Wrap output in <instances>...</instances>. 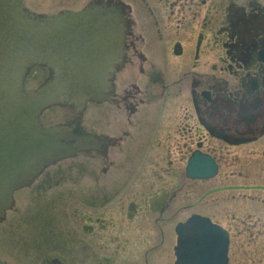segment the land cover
<instances>
[{
    "label": "flooded vegetation",
    "instance_id": "flooded-vegetation-1",
    "mask_svg": "<svg viewBox=\"0 0 264 264\" xmlns=\"http://www.w3.org/2000/svg\"><path fill=\"white\" fill-rule=\"evenodd\" d=\"M105 1L123 10L124 49L110 100L94 106L96 115L107 118L117 112L121 118L106 126L105 134L98 135L97 128L95 148L77 155L90 156L91 162L76 164V181L86 183L76 188L79 199L65 203L75 217V225L69 224L62 233L70 247L38 235L30 250L43 256L41 264H175L177 224L204 208H211L212 215L207 216L221 224L216 216L223 210L220 201L205 200L216 186H199L204 181L184 177L176 166L185 160L186 169L194 155H205L216 162L217 176L226 170L223 176L245 180L244 171H255L256 160H264V0ZM169 92L175 101L173 116L176 111L178 116L155 157L165 173L178 174L172 189L163 192L169 199L163 203L151 200L153 191L162 193L155 188L157 180L131 182L134 162L129 156L136 153L145 108ZM179 98L185 103L177 109ZM119 154L124 159L115 163ZM114 163L121 165L115 171ZM49 169L35 180H40L38 188H49L65 173ZM220 184L218 190L254 188ZM178 192H184L180 199ZM194 194L202 199L195 204ZM251 208L253 224L260 225L256 236H263L264 223L259 224L258 215L264 214V199L254 200ZM180 214L187 217L179 219ZM236 218L230 216L232 225L224 228L230 235L246 234L250 225L244 220L236 223ZM48 222L45 228L50 230V218ZM72 251L75 259H66ZM258 260L255 257L253 264Z\"/></svg>",
    "mask_w": 264,
    "mask_h": 264
},
{
    "label": "water",
    "instance_id": "water-1",
    "mask_svg": "<svg viewBox=\"0 0 264 264\" xmlns=\"http://www.w3.org/2000/svg\"><path fill=\"white\" fill-rule=\"evenodd\" d=\"M22 1L30 9L52 14L65 9L78 10L90 0ZM123 23L121 10L107 4L32 21L22 13L20 0H0V222L12 206L14 191L26 186L47 165L82 148L67 142L76 140L84 146L90 144L63 127L43 128L39 116L53 105L108 98L111 72L122 49ZM35 64L54 69L55 78L26 95L24 77ZM49 75L45 68L34 67L26 77L25 92L38 89ZM161 102L162 98L151 101L150 106H154L144 110L140 118L137 131L140 141L134 156H129L134 162L131 178L151 138ZM105 107L107 105L100 109ZM115 113L107 118L105 114L96 115V108L90 103L82 113L77 107L61 106L46 110L41 122L54 126L79 120L86 130L93 132L99 128V133L105 134L104 129L111 125L112 118L120 115ZM91 155L100 159L97 154ZM89 158L64 160L51 167V172L64 170L65 173L47 189L38 188V180L16 192L15 206L0 224V254L7 264L43 263V256H38L37 250H30L38 235L53 237L56 242L61 240L64 246L70 247L62 233L69 230V224H75L65 203L79 199L76 188L85 185L86 179L76 181L75 168L79 161L89 164ZM123 159L122 154L114 158L115 163ZM120 166L115 164L113 170ZM216 172L213 161L198 156L191 161L187 176L208 179ZM49 218L50 230L45 228ZM176 232V264H227L228 233L209 218L193 215L180 223ZM72 252L66 259H75V251ZM0 264H4L1 259Z\"/></svg>",
    "mask_w": 264,
    "mask_h": 264
},
{
    "label": "rangeland",
    "instance_id": "rangeland-1",
    "mask_svg": "<svg viewBox=\"0 0 264 264\" xmlns=\"http://www.w3.org/2000/svg\"><path fill=\"white\" fill-rule=\"evenodd\" d=\"M171 82V79H168V83ZM173 99V93H166L164 95V98H162L160 110L158 113V117L151 135V138L149 140V143L147 145V148L143 154V157L133 175L131 178V182L133 184H136L138 181H141L145 179L146 183L151 180L152 183H154L155 180V188L162 190V193L160 195H156V192L153 191V196L151 200L158 202V201H168V197H164L163 192L168 191L169 189H172V183L174 182L173 179L176 178L179 169L181 170V174H183V166L185 165V160L178 164L176 166V173H165V171L162 169L164 167L162 162H159V157H155V151L162 149L164 146L165 135L169 133V127L172 123L173 119H176L175 116H173V119L170 117L172 115L171 112L172 109L170 107H173L174 104ZM185 102L180 101V98L178 100L177 109L179 105H183ZM177 120V119H176ZM264 160L258 159L256 160V169L254 170H248L244 171L243 176H246L247 178L245 180L239 179L235 177L234 179H229L228 175L223 176V171L221 176L215 180L214 182H207V183H201L199 186H205L207 189H211L212 186H216L215 189H219L218 186L221 185L220 182H222L225 186L229 185L231 183L235 184H246V186H253L254 188L248 190V189H241L231 191V190H218L216 192L208 194L207 201H209L211 204L212 201H220V206L223 207L222 213L220 214V217L216 216L219 222L225 226H231L232 225V219H229L230 216H236L237 220L236 223H239L241 220H244L247 225H250L249 230L246 234H239L234 233V237L232 239V252H231V262L230 264H253V260L255 257H257L259 264H264V235L263 236H256V230L260 228V225L255 227V224H253L254 220H251V217L249 214L253 215L252 218H254V210L251 208V206L254 203V200H260L264 199ZM226 177V179H225ZM222 185V187H224ZM179 192L177 193V195ZM181 193L178 195V198L180 199ZM198 195L193 196L194 203L199 200ZM116 199H119L117 197ZM74 201V200H73ZM194 210L197 212L196 208ZM191 213V212H190ZM69 214L70 217L75 223V217L74 212L71 210V207H69ZM201 215H212V210L204 208L202 211H200ZM185 215H182L184 217ZM261 217V223H264V214L258 215ZM181 214L179 215V219L182 218ZM187 217V216H185ZM252 226V227H251ZM256 229V230H255ZM172 243V241H171ZM173 245V244H172ZM117 257V256H115ZM119 258H122L119 256Z\"/></svg>",
    "mask_w": 264,
    "mask_h": 264
}]
</instances>
